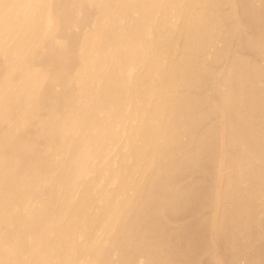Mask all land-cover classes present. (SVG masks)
Masks as SVG:
<instances>
[{
    "label": "bare ground",
    "instance_id": "bare-ground-1",
    "mask_svg": "<svg viewBox=\"0 0 264 264\" xmlns=\"http://www.w3.org/2000/svg\"><path fill=\"white\" fill-rule=\"evenodd\" d=\"M263 253L264 0H0V264Z\"/></svg>",
    "mask_w": 264,
    "mask_h": 264
},
{
    "label": "rangeland",
    "instance_id": "rangeland-1",
    "mask_svg": "<svg viewBox=\"0 0 264 264\" xmlns=\"http://www.w3.org/2000/svg\"><path fill=\"white\" fill-rule=\"evenodd\" d=\"M257 5H258V4H257ZM173 224H174V223H173ZM175 226H176V225H175ZM172 228H173V226H172ZM175 228H176V227H175ZM206 256H207V255H205V257H204V258L202 257V260H201V262H203L204 264H206V263H209V262H210V259H209L210 257L208 256L209 258H207ZM262 257L264 258V253L262 254ZM244 258H245V257H243V258H242L243 260H241V261H240V264H246V262H245V259H244ZM203 263H201V264H203Z\"/></svg>",
    "mask_w": 264,
    "mask_h": 264
},
{
    "label": "clouds",
    "instance_id": "clouds-1",
    "mask_svg": "<svg viewBox=\"0 0 264 264\" xmlns=\"http://www.w3.org/2000/svg\"><path fill=\"white\" fill-rule=\"evenodd\" d=\"M225 264H227V262H225Z\"/></svg>",
    "mask_w": 264,
    "mask_h": 264
}]
</instances>
